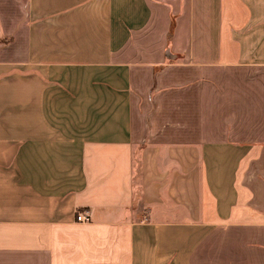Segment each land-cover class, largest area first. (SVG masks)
<instances>
[{
  "label": "crops",
  "instance_id": "1",
  "mask_svg": "<svg viewBox=\"0 0 264 264\" xmlns=\"http://www.w3.org/2000/svg\"><path fill=\"white\" fill-rule=\"evenodd\" d=\"M0 264H264V0H0Z\"/></svg>",
  "mask_w": 264,
  "mask_h": 264
},
{
  "label": "built area",
  "instance_id": "2",
  "mask_svg": "<svg viewBox=\"0 0 264 264\" xmlns=\"http://www.w3.org/2000/svg\"><path fill=\"white\" fill-rule=\"evenodd\" d=\"M76 221L77 222H89L90 219L88 216H86L84 214H78V215H76Z\"/></svg>",
  "mask_w": 264,
  "mask_h": 264
},
{
  "label": "rangeland",
  "instance_id": "3",
  "mask_svg": "<svg viewBox=\"0 0 264 264\" xmlns=\"http://www.w3.org/2000/svg\"><path fill=\"white\" fill-rule=\"evenodd\" d=\"M139 151H140V144L137 146H134V157H135V159L137 158ZM135 162H136V160H135Z\"/></svg>",
  "mask_w": 264,
  "mask_h": 264
}]
</instances>
